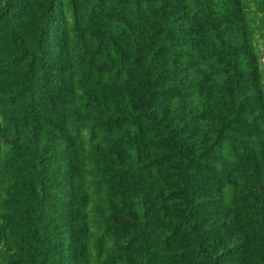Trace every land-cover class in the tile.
Returning a JSON list of instances; mask_svg holds the SVG:
<instances>
[{"label":"trees","instance_id":"16d2710c","mask_svg":"<svg viewBox=\"0 0 264 264\" xmlns=\"http://www.w3.org/2000/svg\"><path fill=\"white\" fill-rule=\"evenodd\" d=\"M264 0H0V264H264Z\"/></svg>","mask_w":264,"mask_h":264},{"label":"rangeland","instance_id":"374dc122","mask_svg":"<svg viewBox=\"0 0 264 264\" xmlns=\"http://www.w3.org/2000/svg\"><path fill=\"white\" fill-rule=\"evenodd\" d=\"M252 40H253V45L255 47V51L261 60V68L263 72V81H264V39L259 35L258 32H254L252 36Z\"/></svg>","mask_w":264,"mask_h":264}]
</instances>
